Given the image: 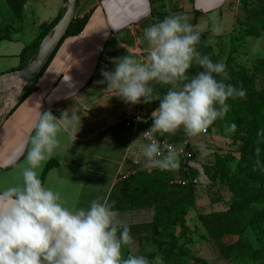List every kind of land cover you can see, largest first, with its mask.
<instances>
[{"label":"rangeland","instance_id":"374dc122","mask_svg":"<svg viewBox=\"0 0 264 264\" xmlns=\"http://www.w3.org/2000/svg\"><path fill=\"white\" fill-rule=\"evenodd\" d=\"M60 5H67V0H0V28L13 30L11 39L3 41L0 47V71L16 66L17 52L39 33L36 22L48 20ZM155 7L159 10V3H155ZM165 10L169 14L177 11L167 5ZM178 15L185 16L188 21L192 18L191 14ZM261 21L264 22V0H227L220 9L201 14L197 19V27L202 30L198 50L202 55H208L214 63L225 64L226 84L239 88L241 86L234 81V76L248 79L247 85L242 86L246 96L237 98L248 103L249 107L264 98V33L257 26ZM213 26L220 27V35H213ZM248 27L255 28L259 35L243 36L244 29ZM209 39L212 43H206ZM35 56L36 53L31 56L29 63ZM202 70L199 65L193 64L187 74L194 76ZM216 78L219 80L224 77L220 74ZM12 81L10 87L15 91L17 79ZM28 85L29 82L19 85L12 105ZM10 87L0 89V109L4 110L9 95V103L12 102ZM152 87L154 94L162 97L172 85L153 82ZM158 105L159 101L141 103L143 110H140L137 126L140 131L147 130L152 124L151 115L145 111V106L153 111ZM3 110L0 111V119L5 114ZM213 123L207 128L206 134L190 138L193 158L185 173L187 175L182 179L187 183L196 179L194 187L172 183L181 174L177 170L157 174L150 183L142 177L153 175L156 169L138 159L132 162L133 173L130 174L129 168L126 171L129 172L128 177L118 182L110 204L121 223L129 226L133 241L122 247L123 257L143 255L149 261H154L159 256L163 264H264V246L258 242L251 228L252 217L264 211V203L251 200L250 196L236 191L241 150H249L252 143L258 145L249 141L242 125H236L235 131L230 132L228 122L218 127ZM124 126L130 130V126ZM181 131L182 128L173 134L157 136L176 140ZM201 145L206 148V153L202 154ZM243 164L247 165L245 162ZM248 188L259 196L263 195L264 179L257 180ZM247 197L250 199L248 205H241L242 208L236 211L231 210L234 203L247 200ZM151 200L159 207L157 215H154ZM166 207H179L184 211L185 229L177 226L173 234L169 233L163 224Z\"/></svg>","mask_w":264,"mask_h":264},{"label":"clouds","instance_id":"9594fccd","mask_svg":"<svg viewBox=\"0 0 264 264\" xmlns=\"http://www.w3.org/2000/svg\"><path fill=\"white\" fill-rule=\"evenodd\" d=\"M211 31L221 34L219 26ZM201 34L185 16L170 14L144 29L143 61L124 55L113 61V71H101L104 79L99 83L125 104L159 101L151 126L141 136L143 156L161 171L179 169L180 157L174 149L165 151L157 135L182 128L188 136H198L225 116L228 99L246 96L242 86L224 82L223 62L214 63L198 50ZM193 64L203 70L189 76ZM220 74L224 78L218 80ZM153 82L172 87L161 97L154 94ZM77 117L75 111L59 118L50 111L39 112L20 182L0 190V264H163L159 256L154 261L143 255L122 256V247L133 242L130 229L107 200H93L87 208L68 206L58 191L41 181L43 164L60 148L61 132ZM235 129L232 124L228 130ZM200 150L207 151L204 145Z\"/></svg>","mask_w":264,"mask_h":264},{"label":"crops","instance_id":"0c3cea01","mask_svg":"<svg viewBox=\"0 0 264 264\" xmlns=\"http://www.w3.org/2000/svg\"><path fill=\"white\" fill-rule=\"evenodd\" d=\"M77 1L74 17L89 13L81 32L62 41L37 79L35 90L18 105L17 101L13 105L14 101L9 103V95L4 110L0 109L3 112L10 109L0 126V190L20 182V172L26 166L27 149L39 112L50 111L59 118L63 112L71 115L75 111L78 117L61 132L60 148L43 164L40 179L58 191L68 206L87 208L96 199L112 202V195L118 187L116 176L132 169L134 159L148 162L143 156L141 137L132 136L124 126L139 104H125L111 96L105 90L106 84L99 81L104 79L102 70H114L113 61L117 58L132 55L141 61L145 59L147 45L143 31L152 25L151 9L157 7L149 0ZM226 1L172 0L171 6L168 4L167 7L177 10L174 14H191L189 20H193L196 12L199 16L220 9ZM65 9L66 5H60L48 20L37 21L36 27L39 29L42 22L49 23L62 16ZM198 16L195 26L199 25ZM12 32L11 29L10 39ZM31 41L24 44L15 56L18 57L21 49ZM18 65L19 58L16 66L9 69ZM9 69L0 73H9ZM12 80L5 79L0 89H8ZM15 85V91L10 87L11 101L19 91L20 82ZM48 164L50 166L44 172Z\"/></svg>","mask_w":264,"mask_h":264},{"label":"trees","instance_id":"16d2710c","mask_svg":"<svg viewBox=\"0 0 264 264\" xmlns=\"http://www.w3.org/2000/svg\"><path fill=\"white\" fill-rule=\"evenodd\" d=\"M149 1L152 6L155 3H159V10H156L155 8L151 9L152 24L162 21L166 16L170 15L169 12L165 10V7L166 5L170 4L172 0H149ZM197 16L198 13L196 12L193 16L194 17L193 20H189V22L194 26L196 25ZM60 18L61 16H57L51 22L49 23L42 22L39 25L40 32L38 36L34 40H32L28 45H25L18 54L19 65L16 68L10 69L8 72L21 70L27 65L31 56L37 52L41 40L59 21ZM88 18H89V13H86L80 18L78 17L73 18L72 22L69 25L68 30L66 31L65 36L62 38V40L58 43L56 48L48 56L46 62L39 70V72L29 81V85L24 89L21 96L18 98L16 105H18L31 91L35 90L36 88L35 84L37 82V79L46 69L47 65L51 61L52 57L54 56L56 50L58 49L62 41L68 36L79 34L83 29V27L85 26ZM257 26L260 27V29L264 33V22L262 21L258 22ZM246 35L258 36L259 33L255 28L248 27L245 28L243 31V36ZM3 40H10V30L7 28H0V42ZM234 79H235L234 81L237 82L238 86H245L248 83V79L246 77L241 76L238 78L237 75H235ZM262 97H264V95ZM226 103H228L229 105V111L225 114L223 118H218L217 120H215L213 125L215 127H218L223 122H228L230 125L232 124L242 125L245 129L247 137L250 139L249 141H254L256 142V145H258V146H254L252 143V147L249 150L248 149L241 150L240 160L238 161V166H237L238 170H237V179H236V185H237L236 191H239L242 195L250 196L251 200L264 203V193L263 195L259 196L253 189H249V188L247 189V186L250 187L253 186L257 180L264 179V98L262 99V101L253 105L252 107H249L248 103H243L242 100L238 98L235 99L230 98L226 101ZM241 103H243L244 105ZM184 138H185V132L182 129L179 139L176 140L166 139V138H162V139H165L166 141L174 144H178ZM244 162L247 164L246 166H244L243 164ZM49 166L50 164L46 166L44 172L47 170ZM165 172L166 171H161L159 169H156L155 171H153V175H144L142 178L143 179L147 178L148 181L151 183V181L154 180L157 174L165 173ZM176 172L181 173L179 174L180 176H178L180 178H184L183 176L187 175L183 172V163L181 162H180V167L179 169H177ZM43 175L44 173L42 174L41 178H43ZM154 185H156V183ZM183 186L194 187L195 185L189 182ZM250 199L247 197V200L240 201L239 203H234L231 206V210L236 211L241 207V205L242 206L248 205V201ZM156 204L157 203L154 200H151L150 205L153 209L154 215H157L159 213L158 210L159 207H157ZM165 209H166L164 212L165 219L163 221V224L168 229L170 234H173L177 226H179L180 229L182 230L186 228L184 223V211L180 210L179 207H166ZM251 228L254 230L258 242L262 246H264V211L252 217Z\"/></svg>","mask_w":264,"mask_h":264},{"label":"water","instance_id":"95a60500","mask_svg":"<svg viewBox=\"0 0 264 264\" xmlns=\"http://www.w3.org/2000/svg\"><path fill=\"white\" fill-rule=\"evenodd\" d=\"M77 0H67L66 9L64 14L61 16L59 21L52 27V29L45 35V37L41 40L35 59L28 63L23 69L4 73L0 75V85L4 83L5 79H17L21 81L22 86L28 83L42 68L44 63L46 62L48 56L51 52L56 48L58 43L65 36L66 31L69 28L70 23L72 22L75 10H76ZM10 109H7L5 115L0 121V126H2L8 112ZM149 107L145 106V111L149 112Z\"/></svg>","mask_w":264,"mask_h":264},{"label":"built area","instance_id":"2783aa9c","mask_svg":"<svg viewBox=\"0 0 264 264\" xmlns=\"http://www.w3.org/2000/svg\"><path fill=\"white\" fill-rule=\"evenodd\" d=\"M140 110H143V107L141 106V103H139V105L137 106V109L135 111V113L130 116L126 121H125V125L127 127L130 126V130L132 131V134L135 135H139L141 137V139L144 140L143 136H141V134L144 132L140 131L138 129V121H139V117H140ZM207 132V130H206ZM206 132L202 133V134H206ZM158 138V137H157ZM191 136H188L185 133V138L183 140H181V142H179L178 144H174L171 142L166 141L165 139L162 138H158L161 142H162V148L165 149V151H167L169 148L174 149L177 151L179 157H180V162L183 163V172L186 173L187 168L190 167V161L193 157V151H192V142H191ZM135 164V162L133 163ZM156 169V168H153ZM134 169H130V174L133 173ZM150 170V169H148ZM129 175V172H120L118 174V176H116V180L119 182L123 179H126ZM192 184H196L197 180L193 179L190 181ZM172 183H176L179 185H185L187 183V181L185 179L182 178H175L174 181H172Z\"/></svg>","mask_w":264,"mask_h":264},{"label":"bare ground","instance_id":"6f19581e","mask_svg":"<svg viewBox=\"0 0 264 264\" xmlns=\"http://www.w3.org/2000/svg\"><path fill=\"white\" fill-rule=\"evenodd\" d=\"M17 81H19V80H17ZM19 82H20V84L22 85L21 81H19ZM12 102H13V100H12ZM12 102H11V103H12Z\"/></svg>","mask_w":264,"mask_h":264}]
</instances>
